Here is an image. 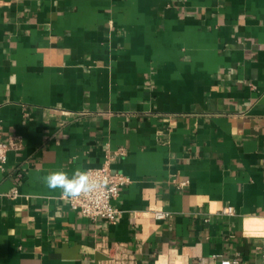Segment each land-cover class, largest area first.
<instances>
[{"label":"crops","instance_id":"crops-1","mask_svg":"<svg viewBox=\"0 0 264 264\" xmlns=\"http://www.w3.org/2000/svg\"><path fill=\"white\" fill-rule=\"evenodd\" d=\"M0 129V264L262 263L264 0H0ZM121 148L116 223L43 181Z\"/></svg>","mask_w":264,"mask_h":264},{"label":"built area","instance_id":"built-area-1","mask_svg":"<svg viewBox=\"0 0 264 264\" xmlns=\"http://www.w3.org/2000/svg\"><path fill=\"white\" fill-rule=\"evenodd\" d=\"M14 142L4 140L2 131L0 129V169H6L8 160V152L14 146ZM117 153H125V149L121 148L116 153H108L105 161L94 167H89L85 171L88 173L90 179L97 185L94 190L82 195L80 198L68 201L69 205L76 210H79L84 215L96 220L99 218H107L113 223H116L121 216V210L115 205V200L121 194L122 187L130 182V177L122 172L115 171L112 168V163ZM264 161V157H263ZM188 181H182L186 184ZM226 213H233L232 205H227L224 209ZM168 212L162 210L156 211V217L161 218L168 215ZM262 263L264 264V242L261 245ZM197 264H203L200 261ZM220 264H244L239 257H223Z\"/></svg>","mask_w":264,"mask_h":264},{"label":"clouds","instance_id":"clouds-1","mask_svg":"<svg viewBox=\"0 0 264 264\" xmlns=\"http://www.w3.org/2000/svg\"><path fill=\"white\" fill-rule=\"evenodd\" d=\"M49 189L61 190V196L68 201L91 193L97 186L86 171H75L71 176L64 171H54L43 177Z\"/></svg>","mask_w":264,"mask_h":264}]
</instances>
